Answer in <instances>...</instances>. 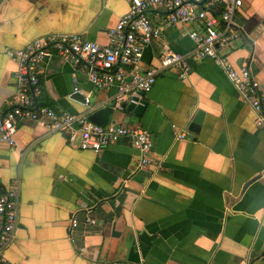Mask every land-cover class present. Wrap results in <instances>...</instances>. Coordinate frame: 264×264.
<instances>
[{
  "label": "crops",
  "instance_id": "crops-1",
  "mask_svg": "<svg viewBox=\"0 0 264 264\" xmlns=\"http://www.w3.org/2000/svg\"><path fill=\"white\" fill-rule=\"evenodd\" d=\"M128 7L129 0H0V113L12 107L16 93L17 64L5 49L47 34H79L106 45L107 31ZM165 15L146 12L161 37L144 49L143 70L168 51L195 50L186 34L197 24L164 25ZM234 22L238 38L227 61L247 67L264 98V0H244ZM188 62L187 75L170 68L156 78L141 117L115 112L116 88L95 89L84 72L58 57L39 68V107L85 118L112 109L110 122L151 135L152 163L140 169V153L126 140L96 155L60 133L19 122L16 147L0 143V193H18L14 239L1 262L264 264V135L219 67L192 55ZM74 86L89 97L87 106L69 98ZM198 114L199 130L192 132ZM182 132L187 136L178 140ZM226 197L235 201L227 205Z\"/></svg>",
  "mask_w": 264,
  "mask_h": 264
},
{
  "label": "built area",
  "instance_id": "built-area-1",
  "mask_svg": "<svg viewBox=\"0 0 264 264\" xmlns=\"http://www.w3.org/2000/svg\"><path fill=\"white\" fill-rule=\"evenodd\" d=\"M244 0H129V7L107 33V44L85 40L79 34H47L27 43L21 49H5L8 58L16 62V85L12 107L0 113V143L16 147L14 139L19 122L26 121L44 127L49 133H60L81 151L99 154L110 145L129 141L140 153L139 168L152 163L154 143L151 135L141 127L110 122L98 126L82 115H73L48 107H39V68L53 57L60 58L73 68L85 73L95 89L116 88L113 110L124 112L128 105L142 106L143 97L151 92L156 78L165 70L175 68L181 76L189 71L190 56L207 60L219 67L236 92L255 115V127L264 135V98L259 81L247 67H232L226 58L231 44L238 38L233 27L235 17ZM162 9L164 25L185 27L197 24L187 37L195 45L191 55L166 52L157 66L143 70L140 61L144 49L161 37L160 29L147 18L149 10ZM81 95L74 86L69 98ZM83 96V95H81ZM90 103L84 97V105ZM187 133L176 136L183 140ZM18 193L8 190L0 193V262L1 254L11 244L18 218ZM87 225L94 224L86 219ZM71 228L77 227L72 219ZM73 242L72 239H70Z\"/></svg>",
  "mask_w": 264,
  "mask_h": 264
},
{
  "label": "water",
  "instance_id": "water-1",
  "mask_svg": "<svg viewBox=\"0 0 264 264\" xmlns=\"http://www.w3.org/2000/svg\"><path fill=\"white\" fill-rule=\"evenodd\" d=\"M235 31L239 32L238 29H236V27H233ZM80 99V102L82 104H84V97L81 95H73L72 98H78ZM147 108V104L145 101H142V106H138V107H134L133 105H128L125 110L128 113H133L134 115H136L137 117H141L143 115V113L145 112ZM113 114V110L112 109H102L99 111L94 112L93 114H91L87 119L88 122L98 125V126H106L110 123V118ZM200 121H201V116L200 114H198L193 123L190 125L189 130L192 132H198L199 130V125H200ZM259 179V177H254L253 179H251L248 183H246V185L244 186V189L246 187H248L250 184L256 182ZM226 201L228 202L227 205H229V203H233L235 200L231 199L229 197H226ZM0 264H6L4 262H0Z\"/></svg>",
  "mask_w": 264,
  "mask_h": 264
},
{
  "label": "trees",
  "instance_id": "trees-1",
  "mask_svg": "<svg viewBox=\"0 0 264 264\" xmlns=\"http://www.w3.org/2000/svg\"><path fill=\"white\" fill-rule=\"evenodd\" d=\"M39 91H40V88H39ZM41 95V91H40V94H39V96Z\"/></svg>",
  "mask_w": 264,
  "mask_h": 264
}]
</instances>
